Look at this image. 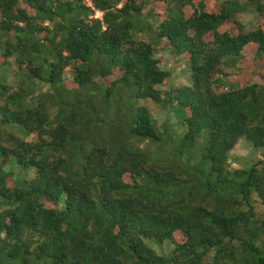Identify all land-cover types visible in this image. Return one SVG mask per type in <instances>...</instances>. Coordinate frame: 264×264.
<instances>
[{
    "label": "trees",
    "instance_id": "16d2710c",
    "mask_svg": "<svg viewBox=\"0 0 264 264\" xmlns=\"http://www.w3.org/2000/svg\"><path fill=\"white\" fill-rule=\"evenodd\" d=\"M148 1L0 0V264H264V86L221 77L253 44L264 63V30L221 31L237 0H159L152 32ZM163 41L189 84L160 89ZM243 139L262 159L231 169Z\"/></svg>",
    "mask_w": 264,
    "mask_h": 264
},
{
    "label": "rangeland",
    "instance_id": "374dc122",
    "mask_svg": "<svg viewBox=\"0 0 264 264\" xmlns=\"http://www.w3.org/2000/svg\"><path fill=\"white\" fill-rule=\"evenodd\" d=\"M199 1L200 0H196V4ZM237 1L240 2V4L245 7V9L243 12L237 14L236 18L233 19L230 24L221 27V31H232L234 29H240L244 32L254 31L256 29L264 30V12L257 13L255 10L257 5L264 6V0H251V2L250 0ZM249 2L252 6L248 4ZM206 3V10L209 13L219 12L220 5L218 3L211 1H206ZM144 4V17L150 23L152 28L151 31L153 32L157 29V26L160 25V22H163L168 17L167 7L165 4L159 2V0H149ZM246 4L248 5L246 6ZM184 9L188 14H191L195 10L191 6H187ZM101 16V13H96V18H101ZM138 38L148 41L149 35L142 34ZM256 54L257 46L253 44L244 49L243 58L224 61L221 72V77L223 79L222 82L234 83L239 88L253 84L264 86V63L257 58ZM156 58L159 61L160 67L167 70L170 75L168 81L160 86L162 91L176 89L183 85L189 84L191 74L188 70V66L185 65V56H176L171 48L168 47L167 42L163 41L159 46L156 47ZM73 75L74 72L71 68L66 70L65 82L69 88L74 83ZM100 82L104 84L108 83L106 80ZM146 106L149 108L153 118L159 124H162L166 120H169L170 124H175L176 118H174V115L170 113L165 104L157 105L151 100H146ZM179 131H181V129ZM262 155V152L254 150L246 140H240L231 152L230 168L242 169L262 159ZM32 176H34V173L29 175V177ZM126 180L130 181L129 178ZM18 181H21L20 173L16 178L12 179L11 184L16 185ZM47 205L52 206V203L48 202ZM261 211L264 213V209ZM170 248H172V245L164 243L161 247H156L154 249L159 254H162L164 253V250Z\"/></svg>",
    "mask_w": 264,
    "mask_h": 264
}]
</instances>
